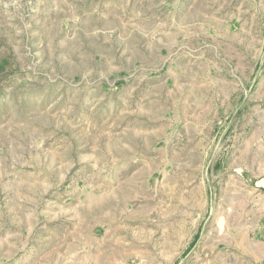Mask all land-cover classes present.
<instances>
[{
    "label": "rangeland",
    "instance_id": "obj_1",
    "mask_svg": "<svg viewBox=\"0 0 264 264\" xmlns=\"http://www.w3.org/2000/svg\"><path fill=\"white\" fill-rule=\"evenodd\" d=\"M258 81L264 0H0V264H195Z\"/></svg>",
    "mask_w": 264,
    "mask_h": 264
},
{
    "label": "crops",
    "instance_id": "obj_2",
    "mask_svg": "<svg viewBox=\"0 0 264 264\" xmlns=\"http://www.w3.org/2000/svg\"><path fill=\"white\" fill-rule=\"evenodd\" d=\"M260 74L257 71L258 80ZM257 83L243 92L237 105L245 118L241 132L227 139L222 153L218 149L214 154L220 162L225 160V170L235 182L209 185L213 223L194 244L195 264H264V87ZM219 206H226L222 214Z\"/></svg>",
    "mask_w": 264,
    "mask_h": 264
}]
</instances>
